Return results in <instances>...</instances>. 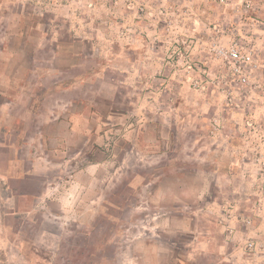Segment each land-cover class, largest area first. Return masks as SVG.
<instances>
[{"label": "rangeland", "instance_id": "rangeland-1", "mask_svg": "<svg viewBox=\"0 0 264 264\" xmlns=\"http://www.w3.org/2000/svg\"><path fill=\"white\" fill-rule=\"evenodd\" d=\"M0 264H264V0H0Z\"/></svg>", "mask_w": 264, "mask_h": 264}, {"label": "built area", "instance_id": "built-area-1", "mask_svg": "<svg viewBox=\"0 0 264 264\" xmlns=\"http://www.w3.org/2000/svg\"><path fill=\"white\" fill-rule=\"evenodd\" d=\"M229 58L234 60V61H243V62H247L250 60V57L248 55H239L238 52L236 50H232L229 52Z\"/></svg>", "mask_w": 264, "mask_h": 264}]
</instances>
